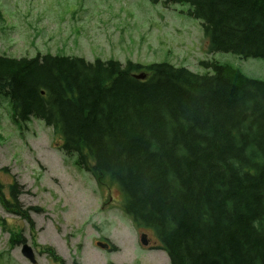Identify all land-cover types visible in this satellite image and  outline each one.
Here are the masks:
<instances>
[{
  "label": "trees",
  "instance_id": "1",
  "mask_svg": "<svg viewBox=\"0 0 264 264\" xmlns=\"http://www.w3.org/2000/svg\"><path fill=\"white\" fill-rule=\"evenodd\" d=\"M147 1L189 6L208 54L264 59V0ZM202 64L210 72L0 55V94L15 124L43 122L99 189L116 186L123 212L153 233L170 264H264V82ZM3 189L6 213L40 211L21 207L16 182L8 198ZM19 239L10 232V244Z\"/></svg>",
  "mask_w": 264,
  "mask_h": 264
},
{
  "label": "rangeland",
  "instance_id": "2",
  "mask_svg": "<svg viewBox=\"0 0 264 264\" xmlns=\"http://www.w3.org/2000/svg\"><path fill=\"white\" fill-rule=\"evenodd\" d=\"M188 9L180 4L163 8L147 0H0V55L168 63L199 75L210 72L203 62L214 61L264 82V59L208 54L199 21ZM55 143L51 129L39 120L15 124L9 100L0 94L5 197L8 185L16 182L21 207L40 210L31 209L28 219H22L0 205V264H31L21 253L23 244L32 249L35 264H170L163 251L139 244L140 232L124 214L116 186L99 189L76 166V155L63 154ZM108 196L110 202L101 210ZM11 231L19 233L20 243L10 244ZM143 232L159 246L150 230ZM105 239L118 251L96 246Z\"/></svg>",
  "mask_w": 264,
  "mask_h": 264
},
{
  "label": "water",
  "instance_id": "3",
  "mask_svg": "<svg viewBox=\"0 0 264 264\" xmlns=\"http://www.w3.org/2000/svg\"><path fill=\"white\" fill-rule=\"evenodd\" d=\"M133 77L135 79H138V80H143V79H145L146 76H145L144 73H139V74H134ZM109 199L110 198H108V200L103 204V206L106 205L109 202ZM140 243L143 246L147 245L146 235L145 234L140 236ZM97 246L99 248H101V249H107L108 248L107 244H102V243H97ZM21 253L24 256V258H26L29 262H31L32 264L35 263V258H34L33 251L27 244L22 245Z\"/></svg>",
  "mask_w": 264,
  "mask_h": 264
},
{
  "label": "flooded vegetation",
  "instance_id": "4",
  "mask_svg": "<svg viewBox=\"0 0 264 264\" xmlns=\"http://www.w3.org/2000/svg\"><path fill=\"white\" fill-rule=\"evenodd\" d=\"M148 237V236H147ZM148 239H149V237H148ZM149 242H148V245L145 247L146 249H148V250H154V248H155V246H154V244H153V242H151V240L149 239L148 240ZM105 242L106 243H108V245L110 246V248H111V243L108 241V240H105ZM110 250V249H109ZM108 250V251H109Z\"/></svg>",
  "mask_w": 264,
  "mask_h": 264
}]
</instances>
